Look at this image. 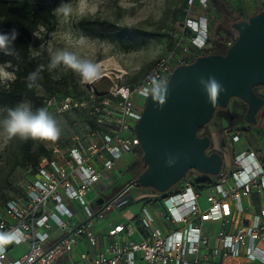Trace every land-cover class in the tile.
<instances>
[{
	"label": "built area",
	"instance_id": "built-area-1",
	"mask_svg": "<svg viewBox=\"0 0 264 264\" xmlns=\"http://www.w3.org/2000/svg\"><path fill=\"white\" fill-rule=\"evenodd\" d=\"M194 2L188 0L189 8ZM199 2L207 6V0ZM186 24L194 48L204 49L207 18L196 20L186 14ZM235 37L229 35L221 42L228 49ZM175 51L159 58L137 84L116 85L104 95L92 93L79 100L70 95L43 98L42 107L57 113L85 111L86 132L52 144L48 155L40 158L24 197L5 203L0 233L9 235L11 242L0 246V264H137L138 260L148 264H201L210 255L213 260L245 257L264 264V207L258 215L247 218L242 205L253 192L264 194V145L256 150L237 146L229 161L223 160L213 184L204 190L205 209L199 204L203 191H196L193 182L184 178L177 191L160 197L162 209L157 216L144 208L139 220L110 223L106 235L93 228L94 218L114 208V203L106 207L96 203L99 198L104 203L112 199L106 195L116 182L110 172L119 167L125 153L135 154L140 147L135 127L147 98L183 64L175 63ZM242 138V130L230 136L233 145L240 144ZM88 194H93L91 199H87ZM69 203L81 207L84 220L76 217V222H71L75 216ZM156 220L165 228L156 226ZM205 222L218 224L214 234L205 230ZM138 229L143 231L139 241L133 239ZM58 230L62 235L54 238ZM21 244L27 246L26 253L10 260L9 252ZM208 247L212 249L210 255ZM77 248L78 260L74 261L72 254Z\"/></svg>",
	"mask_w": 264,
	"mask_h": 264
},
{
	"label": "rangeland",
	"instance_id": "rangeland-1",
	"mask_svg": "<svg viewBox=\"0 0 264 264\" xmlns=\"http://www.w3.org/2000/svg\"><path fill=\"white\" fill-rule=\"evenodd\" d=\"M61 3H66L71 7V15L65 17L62 13L55 12L53 31L46 34L45 30L41 29L36 34V38L41 39V45L35 46L31 41L29 43L31 54L47 66L51 53L56 50H68L82 59L93 61L98 68V75L88 81L65 67H60L51 73L48 71L51 75L49 84L51 91L39 88L36 91L39 97L55 95L61 98L70 95L79 100L92 93L104 95L116 85H134L140 81L148 69L169 52L175 44H177L175 63L183 62L185 58H191L196 54L191 32L188 33L185 30L187 27L186 14L187 18L188 16L192 17L196 3L193 8H189L188 0H60L59 5ZM200 7L204 8L202 5ZM84 19H99L117 25L132 26L147 32L149 37L143 40L138 47L125 51L111 40L89 37L80 32L77 25ZM209 19L210 22H207V26L211 25V39L219 40L214 33H216L217 27H221L222 20L218 23L216 16ZM223 26L225 29L229 28L230 23L226 22ZM177 39L178 41H176ZM191 62L193 61L190 60L189 63ZM0 70H2L0 76L3 84L13 80L14 75L9 65H2ZM261 94L264 96V88L261 90ZM237 102L241 101L232 98L225 109L217 108L212 120L206 126L207 131L210 132L212 149L221 154L224 162L225 160L229 161L237 146L247 145L256 150L258 147L263 148L264 145V119H259L261 112L259 111L258 116L256 115L258 124L255 128L247 130L248 124L244 120L238 122L233 119L234 115L241 114L240 111L245 116L244 103L239 105L240 111L233 107V103ZM48 110L61 127V136L55 142L42 141L41 144L46 150L56 142L63 143L69 141L73 136L85 134L87 125L85 111L57 113L53 108H48ZM5 115L4 109L0 108V120ZM236 130H245L244 138L241 139L240 144L233 145L230 136ZM24 142L19 138L8 139L0 128V213L3 212L7 201L23 198L25 187L35 178L37 165L33 166L32 161L24 154ZM37 146L38 142L36 141L31 152H34ZM135 160L134 153H125L119 162V167L110 172L116 182L113 190L106 192L108 198L115 197L130 183L129 174L125 173V170ZM186 178L194 182L198 179V173L192 170L186 174ZM147 193L155 194L152 189L130 187L114 203L112 211L106 212L101 218L97 217L92 220L95 232L106 235L110 223L125 222V220H129V216H140L143 208H149L144 201L140 200ZM92 195L88 194L87 199H91ZM205 195L206 192L203 191L201 201ZM68 207L75 216L72 223L76 222V217L79 220L85 219V213L81 211L80 206L69 203ZM61 235L62 231L58 230L53 237ZM82 250H86L84 245ZM26 251V245H16L9 252L8 257L13 260L25 254ZM77 254L78 248L72 254L74 261L78 260ZM137 264L148 263L139 260Z\"/></svg>",
	"mask_w": 264,
	"mask_h": 264
},
{
	"label": "water",
	"instance_id": "water-1",
	"mask_svg": "<svg viewBox=\"0 0 264 264\" xmlns=\"http://www.w3.org/2000/svg\"><path fill=\"white\" fill-rule=\"evenodd\" d=\"M230 27L236 37L225 54L199 56L178 65L165 85L151 91L135 127L145 170L107 203L99 198L98 205L114 203L133 186L166 193L192 170L217 176L222 156L207 154L210 137L198 136L197 130L207 126L215 110L225 109L230 99L246 105V124L257 123L256 115L264 105V99L254 92V87L264 85V9ZM209 76L223 87L211 103L199 84L202 77Z\"/></svg>",
	"mask_w": 264,
	"mask_h": 264
},
{
	"label": "trees",
	"instance_id": "trees-1",
	"mask_svg": "<svg viewBox=\"0 0 264 264\" xmlns=\"http://www.w3.org/2000/svg\"><path fill=\"white\" fill-rule=\"evenodd\" d=\"M59 1L60 0H0V33H8L13 28L17 29L19 32V35L14 42V46L18 55H5L3 52H0V67L2 65H9L14 75L13 80L7 81L5 82V84L2 83L0 76V108L4 109L5 113L7 108L14 107L19 102L25 100L32 102L34 108L42 107L43 98L39 97L36 94V91L39 88L51 91V87L49 85L51 75L47 71V66L42 64L38 58L34 57L31 54L29 43L32 41L35 46H40L41 39L36 38V34L41 29H44L46 34L53 31L56 12L54 10L59 6ZM263 9L264 6L258 12ZM247 18L249 17L238 16L237 18H232L229 21L230 26L234 22L246 20ZM210 26L208 29V42L206 47L201 50H197L195 48L196 54L191 58H185L183 60V64L189 63L190 60L194 61L199 56L210 54L223 55L226 53L227 48L221 42L224 37H222L219 32V34H217V38H219V40L211 39L212 33L210 30ZM230 26L224 31H226V33H230L231 36H235V33L233 34L234 31ZM77 27L78 30L86 36L111 40L125 51L138 47L143 40L149 37V34L147 32L142 31L139 28L117 25L109 21L99 19L81 20L78 23ZM190 35L192 37V34ZM214 35H216V33H214ZM178 39L176 41H178ZM176 46L177 44H175L170 51L177 49ZM40 65L45 66V70L41 73L42 79L38 81L40 87L29 89L27 87L26 78L30 72L34 71ZM263 88L264 85L254 87V92L261 98L264 97L263 94H261V90ZM241 103L243 102L233 103V107L240 111L239 105ZM259 111L261 112L259 119L262 120L264 119V105L260 108ZM240 113V115L233 116L234 121L243 122L244 115L242 111H240ZM257 124L258 120L254 126L248 125L246 129L251 130L255 128ZM244 131L245 130H243L242 132ZM197 135H208L210 137V132H208L206 126H204L197 130ZM36 141L38 142L37 149L34 152H31ZM41 142L42 141L39 140H27L24 142V154L32 161L31 164L33 166L37 165V161L41 156L48 155V151L44 148ZM212 148L213 145L210 146V148L206 151L207 154H211L214 152ZM135 157L136 160L125 170V173L129 174V182L137 179L138 176L145 170L143 152L140 147L135 150ZM214 179V176L198 173V179L193 182L194 188L196 189V191L202 192L211 187ZM181 182L176 184L166 193H155L158 197H162L167 195L168 193L177 191L181 185ZM136 218L137 217H135V219Z\"/></svg>",
	"mask_w": 264,
	"mask_h": 264
},
{
	"label": "clouds",
	"instance_id": "clouds-1",
	"mask_svg": "<svg viewBox=\"0 0 264 264\" xmlns=\"http://www.w3.org/2000/svg\"><path fill=\"white\" fill-rule=\"evenodd\" d=\"M54 11L62 13L65 17L70 16L72 13L71 7L66 3H61ZM18 35L19 32L15 28L8 33H0V52L5 55H18L14 46ZM60 67L70 69L79 74L82 79L88 81L98 75V68L93 61L82 59L68 50H56L50 54L47 71L51 73ZM44 70L45 66L40 65L29 73L26 78L29 89L40 87L38 81L42 79L41 73ZM199 84L209 103L212 102L213 97L218 98L223 91L222 85L213 76H209L206 79L202 77L199 80ZM0 128H2L8 139L19 138L23 141L55 142L61 136V127L48 108H33L29 101H21L14 107L7 108L6 115L0 120ZM10 242L11 237L9 235L0 233V246Z\"/></svg>",
	"mask_w": 264,
	"mask_h": 264
},
{
	"label": "crops",
	"instance_id": "crops-1",
	"mask_svg": "<svg viewBox=\"0 0 264 264\" xmlns=\"http://www.w3.org/2000/svg\"><path fill=\"white\" fill-rule=\"evenodd\" d=\"M194 12L192 13V18L198 19L199 17H206L207 22H210L209 18H213L216 16L218 19L217 22L222 20L221 27H217L216 35L218 32H220L222 37L229 36L228 33H226L225 27L223 26L226 22L229 23V21L232 18H237L238 16H245L250 17L254 14H256L260 9L264 6V0H207V6L205 8L200 7L199 0H195L193 6L195 5ZM192 6V8H193ZM211 16V17H210ZM209 27V25H208ZM215 35V36H216ZM121 197V195H120ZM119 197V198H120ZM202 197V193L200 195V198ZM117 198V200L119 199ZM199 198V204L202 209H205L208 207V203L206 202V195L201 201ZM117 200L114 202L116 203ZM141 201H144L146 205H148V212L153 215L157 216V212L162 209V206L160 204V197H156L154 195L144 194ZM242 205L246 209V217L252 218L259 214L262 207H264V194L260 192H253L248 199L242 200ZM114 209V208H113ZM144 209V208H143ZM112 211V210H111ZM141 216V215H140ZM140 216H129V220H139ZM135 217H137L135 219ZM127 221V220H125ZM124 222V221H123ZM122 223V222H120ZM113 224H119V223H113ZM155 225L161 228H165L164 223L161 220H156ZM205 230L210 231L212 234L215 233V231L218 228V224L212 223V222H205L204 223ZM102 235L101 233H99ZM143 238V231L141 229H138L134 236V240H141ZM105 241V240H104ZM106 243V242H105ZM211 248L208 247L206 252L210 255L211 254ZM76 251V250H75ZM74 251V252H75ZM73 252V253H74ZM202 253H204V249L202 248L200 256H202ZM139 261V260H138ZM137 261V263H138ZM201 264H260L258 262H252L247 260L245 257H229L227 259H216L213 260L211 258V255L209 256V260L202 262Z\"/></svg>",
	"mask_w": 264,
	"mask_h": 264
},
{
	"label": "bare ground",
	"instance_id": "bare-ground-1",
	"mask_svg": "<svg viewBox=\"0 0 264 264\" xmlns=\"http://www.w3.org/2000/svg\"><path fill=\"white\" fill-rule=\"evenodd\" d=\"M101 76V75H100ZM104 76H106V75H104ZM109 78V77H108ZM96 79H97V77H96ZM110 79V78H109ZM111 80V79H110ZM91 83V82H90ZM112 83V82H111ZM93 87V86H92Z\"/></svg>",
	"mask_w": 264,
	"mask_h": 264
},
{
	"label": "flooded vegetation",
	"instance_id": "flooded-vegetation-1",
	"mask_svg": "<svg viewBox=\"0 0 264 264\" xmlns=\"http://www.w3.org/2000/svg\"><path fill=\"white\" fill-rule=\"evenodd\" d=\"M235 32H233V34H234ZM217 110V109H216ZM216 110H215V112H216Z\"/></svg>",
	"mask_w": 264,
	"mask_h": 264
}]
</instances>
